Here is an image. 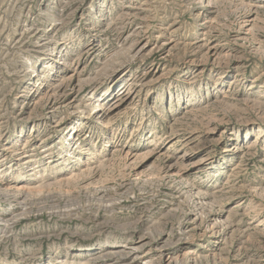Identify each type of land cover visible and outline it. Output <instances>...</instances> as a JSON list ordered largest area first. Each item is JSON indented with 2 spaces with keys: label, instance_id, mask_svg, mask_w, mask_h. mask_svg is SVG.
Wrapping results in <instances>:
<instances>
[{
  "label": "rangeland",
  "instance_id": "obj_1",
  "mask_svg": "<svg viewBox=\"0 0 264 264\" xmlns=\"http://www.w3.org/2000/svg\"><path fill=\"white\" fill-rule=\"evenodd\" d=\"M0 189V264H264V0H0Z\"/></svg>",
  "mask_w": 264,
  "mask_h": 264
},
{
  "label": "bare ground",
  "instance_id": "obj_2",
  "mask_svg": "<svg viewBox=\"0 0 264 264\" xmlns=\"http://www.w3.org/2000/svg\"><path fill=\"white\" fill-rule=\"evenodd\" d=\"M41 44V43H40ZM44 45V44H43ZM67 86V85H66ZM59 99L63 100L61 103L65 102L66 100H68L71 97V94L75 93L74 90H67L65 87L63 86H59ZM56 90V89H55ZM56 93V92H55ZM77 93V92H76ZM124 94V93H123ZM122 94V95H123ZM129 94V93H127ZM77 97V96H76ZM123 97V96H122ZM115 98L112 106L109 109H114V108H118L120 105H122V103H124V98ZM125 99L126 95H125ZM75 100V99H74ZM74 100H70V103L67 104V106H70L71 104H73ZM59 101V100H58ZM60 103V102H58ZM101 109H98V111H100ZM110 111V110H106ZM77 124V122H75V125ZM74 126L71 128L73 130ZM259 136L256 137V139H258ZM223 190V189H222ZM220 191V190H219ZM12 191L9 190H2L0 189V196H3L2 198L5 199L6 201H8L9 203H11V206H14V208H16L15 212L16 214H13L11 217L9 218H5L2 219V222L4 223V226L7 227V225H9L11 222H13L17 217L22 216L23 214L21 213L18 214L19 211H24L25 207H26V199L23 197L22 194L20 193H11ZM220 193V192H219ZM105 196V194L103 195ZM28 205V204H27ZM71 210V209H70ZM67 214V213H66ZM65 214V215H66ZM70 214V211L69 213ZM72 215V214H71ZM69 216V215H67ZM74 216V214H73ZM72 217V216H71ZM87 220V219H86ZM93 220V219H92ZM98 222V221H97ZM100 222H102L100 220ZM98 224V223H97ZM101 224V223H100ZM134 229V228H133ZM4 233V232H3ZM77 234V233H76ZM4 235V234H3ZM135 236V235H134ZM135 238V237H134ZM3 239V237H2ZM129 240V239H128ZM139 243V244H138ZM147 243V242H146ZM146 243L143 242L142 239H139V242L136 243H132L129 244L128 246H124L123 245V249L114 251V249H110V251H107V253H105V255L103 254L102 256H107L110 257L111 260L114 262V264H135L134 262L138 259L136 258V252L138 251V249H142ZM111 247H115V246H111ZM83 249V248H82ZM81 249V250H82ZM102 256H100L99 258H102ZM146 256V255H145ZM151 257V256H150ZM156 257V256H155ZM105 258V257H104ZM146 258V257H145ZM144 258V259H145ZM103 259V258H102ZM136 259V260H135ZM162 259V258H161ZM131 260V262H130ZM147 260V259H146ZM150 261V260H149ZM157 261V260H156ZM110 262V261H109ZM161 262V261H160ZM144 263H148V262H144ZM143 263V264H144ZM150 263V262H149Z\"/></svg>",
  "mask_w": 264,
  "mask_h": 264
}]
</instances>
